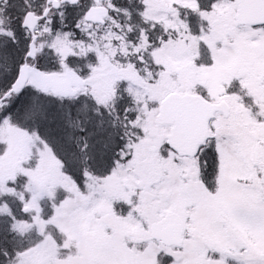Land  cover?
Returning a JSON list of instances; mask_svg holds the SVG:
<instances>
[{"label": "snow or ice", "instance_id": "obj_1", "mask_svg": "<svg viewBox=\"0 0 264 264\" xmlns=\"http://www.w3.org/2000/svg\"><path fill=\"white\" fill-rule=\"evenodd\" d=\"M0 264H264V0H0Z\"/></svg>", "mask_w": 264, "mask_h": 264}]
</instances>
